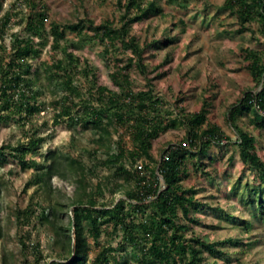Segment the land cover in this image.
I'll use <instances>...</instances> for the list:
<instances>
[{
    "label": "trees",
    "instance_id": "16d2710c",
    "mask_svg": "<svg viewBox=\"0 0 264 264\" xmlns=\"http://www.w3.org/2000/svg\"><path fill=\"white\" fill-rule=\"evenodd\" d=\"M22 1L25 7H29L22 18V31L12 34L10 48L5 44L0 46V124L18 117L22 128L28 129L24 139L0 146V167L10 157L24 170L36 169L34 178L25 187L27 191L31 185H37L28 206L25 209L10 206L8 217L18 228L39 221L40 229L51 239V254L45 256L40 239L32 243L31 232H27L18 238L20 249L17 253L3 251V261L8 262L11 258L15 259V264H220L223 259L230 261L226 248L245 244L237 238L210 242L193 232L194 225L200 224L195 213L205 204L197 200V190L185 187L184 181L190 177L187 163L192 160L198 161L197 169L210 176L204 170L203 157L209 155L213 146L222 147L224 140L227 144L231 141L220 127L208 122L207 107L194 114L175 111L157 96L148 78L145 54L158 45L173 44L174 40L168 38L165 43L147 39L141 42L139 37L130 34L134 23L163 14L158 0H118L124 11L120 27L112 21L96 26L92 21L80 20L64 25L54 23L50 30L47 28L46 7L38 0ZM188 1L168 0L181 7H185ZM223 8L238 18L240 32L250 31L254 21L260 23L264 32V0H226ZM12 12L15 11L9 10L0 19V42H6V28ZM87 27L94 30L96 38L107 42L109 48L120 45L121 49L131 51L124 68L112 75L117 90L102 85L98 71L90 61L77 56L69 48L62 49L63 58L48 66L46 79L48 85H54L55 91L67 92L62 101L53 102L57 108L55 121L70 116L72 123L91 127L97 136L94 153L103 151L106 155L103 165L110 169L115 167L114 172L97 183L89 177L95 175L96 168L87 166L80 158L51 152L45 159L46 164L27 159L30 153L37 154L45 141L35 124L44 105L39 90L35 88L40 79L32 76L35 70L33 60L42 56V48L50 37L51 47L60 50L67 31L84 36ZM245 55L248 70L261 90L245 93L228 116L238 135L236 145L240 149L241 161L257 173L261 187L254 193H258V204L264 208V160L258 152V139L238 126L241 115H252L249 123L256 129L264 127V55L252 49H247ZM132 67L147 79V89H132L129 72ZM79 76L86 82L85 99L80 96L82 87L76 83ZM77 97L81 100L77 101ZM179 128L187 131L184 142L165 150L162 157L168 154V160H157L153 154L154 141L169 130ZM115 133L119 139L113 144ZM141 161L151 163L144 164L149 176L137 168ZM127 162L132 168L127 167ZM68 176L74 177L77 187L69 204L73 214L65 224L59 217L66 206L57 197L48 198L45 203L39 193L47 191L54 177L65 179ZM160 176L164 179L163 186L160 185ZM120 179L122 184L118 183ZM107 191L111 195L123 192L125 198L106 200ZM251 201L255 204L256 200ZM223 217L236 221L231 215ZM240 224L244 226L245 220ZM7 229L5 232L0 224V240H8L10 229ZM247 229L248 226L245 231ZM104 232L112 238L121 236L117 247L111 242H100ZM95 246L99 250L91 256ZM29 255L34 256L33 262Z\"/></svg>",
    "mask_w": 264,
    "mask_h": 264
},
{
    "label": "rangeland",
    "instance_id": "374dc122",
    "mask_svg": "<svg viewBox=\"0 0 264 264\" xmlns=\"http://www.w3.org/2000/svg\"><path fill=\"white\" fill-rule=\"evenodd\" d=\"M38 2L47 9L48 30L54 23L64 25L80 20L92 21L96 26L107 21L114 22L117 27L122 24L120 19L124 11L121 10L118 0H38ZM158 2L163 8V14L141 23H134L130 32L131 35L139 37L141 42L147 39L165 43L168 38L174 40L173 44L158 45L145 54L148 78L157 96L175 111L184 110L186 113L194 114L207 107L208 122L220 127L231 141V144H227V140H224L225 145L222 147L213 146L209 155L203 157L204 170L210 176L197 169L195 165L199 164L198 161L192 160L187 163L190 177L184 181V185L197 190V200L205 204V207L195 213L200 219V224L194 225L193 232L210 242L237 238L240 243L245 244L238 248L228 246L226 252L231 260L223 259L220 264H264V208L258 204V193H254L255 190L259 191L261 184L258 182L257 173L241 161L240 149L236 145L238 135L228 116L231 108L244 97L245 93L250 91L257 93L261 90L248 70L249 63L245 51L252 49L264 55L262 27L260 23L254 21L250 31L240 32L238 18L223 8L226 0H189L185 7L177 3L171 4L168 0ZM9 10L15 12H12L11 21L6 28V42H0V46L5 44L8 48L12 43V34L22 31V18L29 11V7H25L22 0H0V19L4 18ZM107 44L94 36L91 27L85 29L84 36L67 31L60 50L51 47L50 37L49 42L42 48V56L33 60L35 70L32 76L40 79L35 88L39 90L40 101L44 105L42 112L35 118V124L45 141L38 153L35 155L30 153L27 159H36L46 164L45 159L51 152L80 158L87 166L96 168L95 175H89L95 183L115 171V167L110 169L103 165L106 158L103 151L94 153L97 136L91 127L72 123L70 116L59 122L55 121L57 108L53 102L62 101L67 92L55 91L54 85H48L46 79L48 66L62 59L61 50L69 48L77 56L90 61L93 68L97 69L102 85L117 90L112 75L124 68L131 51L121 49L120 45L109 48ZM129 70L134 91L149 87L147 79L136 67ZM76 83L82 87L80 96L85 99V79L79 76ZM81 97H77V101H80ZM252 117L241 115L238 126L257 137L258 152L264 160V127L256 129L249 123V118ZM27 129L28 127L23 129L18 123V117L0 124V146L7 143L15 144L24 139ZM186 134L185 128L169 130L162 134L154 141L155 158L161 160L165 150L171 145L184 142ZM118 139L119 135L115 133L113 144ZM126 139L129 142L128 135ZM145 163L151 164L149 161H144L143 164ZM126 164L128 168H132L130 162ZM35 172V168L22 169L19 162L10 157L0 167V224L5 228V232L7 228L10 229L8 240L4 238L0 240V264H15L13 258L8 262L3 261V251L17 253L20 249L18 238L27 232H31L32 243L40 239L45 256L51 254V239L46 231L40 229L39 221L35 220L31 225L24 224L18 228L8 217L10 206L22 209L28 206L30 196L37 185H31L27 191L25 187L29 180L34 178ZM122 182V179L118 181L119 184ZM76 187L73 176L65 179L54 177L47 191L39 193L45 203L48 198L57 197L66 206L64 213L59 217L65 224H68L73 214V208L69 204ZM112 197L119 201L125 198V195L123 192L111 195L107 191L106 200ZM252 199L256 200L255 204L252 203ZM226 214L235 217L236 221L225 219L223 216ZM241 220H245L244 226L240 224ZM100 242L102 244L111 242L113 247H117L121 242V236L116 235L112 238L108 232H104ZM98 250L95 246L91 256ZM29 260L33 262L34 256L29 255Z\"/></svg>",
    "mask_w": 264,
    "mask_h": 264
},
{
    "label": "built area",
    "instance_id": "2783aa9c",
    "mask_svg": "<svg viewBox=\"0 0 264 264\" xmlns=\"http://www.w3.org/2000/svg\"><path fill=\"white\" fill-rule=\"evenodd\" d=\"M262 113L264 114V112H262ZM168 159H169L168 154H166L165 156H163V157L161 158V161H163V160H168ZM137 168H138L140 171H142L143 173H145L147 176L150 175V172H149V171H145L144 164H143L142 161L138 164ZM159 179H160V185L163 186V185H164V179H163V177L160 176Z\"/></svg>",
    "mask_w": 264,
    "mask_h": 264
}]
</instances>
